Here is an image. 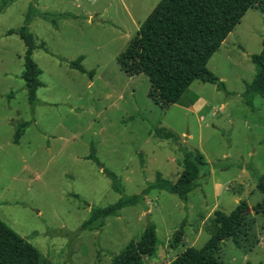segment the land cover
<instances>
[{
	"label": "rangeland",
	"instance_id": "374dc122",
	"mask_svg": "<svg viewBox=\"0 0 264 264\" xmlns=\"http://www.w3.org/2000/svg\"><path fill=\"white\" fill-rule=\"evenodd\" d=\"M159 1L0 0V218L40 250L41 264H110L149 223L158 243L144 260L164 264L207 242L215 209L235 208L233 190L252 205L262 201L264 97L250 100L245 91L258 72L252 54L263 49L264 13L248 10L209 60L226 90L195 80L163 109L149 96L148 76L128 75L118 61ZM24 26L48 48L33 54L44 82L34 106L22 77L26 43L8 33ZM81 56L93 75L70 67ZM194 94L201 106L189 103ZM25 121L31 123L17 143ZM180 146L200 150L209 162V175L187 201L152 188L103 228L81 229L92 208L141 193L158 173L175 181L184 169ZM242 166L249 170L244 176ZM248 220L240 245L222 242L218 257L225 264H264V213L250 210Z\"/></svg>",
	"mask_w": 264,
	"mask_h": 264
},
{
	"label": "trees",
	"instance_id": "16d2710c",
	"mask_svg": "<svg viewBox=\"0 0 264 264\" xmlns=\"http://www.w3.org/2000/svg\"><path fill=\"white\" fill-rule=\"evenodd\" d=\"M256 8L264 13V0H160L141 23L137 34L127 48L119 55V64L128 75L145 74L151 86L149 96L163 109L180 101L183 94L195 80L216 84L226 90L225 82L208 66L209 60L219 50L224 40L235 29L248 10ZM55 22V20H54ZM18 33L26 43L24 70L28 100L32 106L37 103V91L44 86L42 70L33 58L38 47L48 50L44 42L38 44L35 35L24 26ZM83 57L69 61V65L83 73L93 75L82 64ZM258 67L253 81L247 83L245 96L253 100L255 94L264 97V40L260 53L252 54ZM31 122H21L17 126L15 141L20 142ZM168 137L174 134L167 133ZM184 151V169L175 181L157 174L156 182L141 193L121 198L106 207L92 208L90 217L81 229H101L111 215H119L126 206L142 201L152 188H159L177 194L187 201L189 193L199 185V180L209 175V162L200 150L180 146ZM97 160V159H96ZM114 188L123 192L122 184L113 177ZM258 190L262 201L252 207L246 199L230 212L215 210L214 217L207 225L210 238L202 247L190 246L174 259L164 264H225L218 252L224 240L232 239L237 245L248 234L251 223L249 211L264 213V173L258 177ZM184 227L175 232V246L184 236ZM158 243L157 227L147 224L138 240L130 241L110 264H147L144 256L153 254ZM40 250L28 239L20 235L0 218V264H41ZM251 264V263H248ZM262 264V263H259Z\"/></svg>",
	"mask_w": 264,
	"mask_h": 264
},
{
	"label": "crops",
	"instance_id": "0c3cea01",
	"mask_svg": "<svg viewBox=\"0 0 264 264\" xmlns=\"http://www.w3.org/2000/svg\"><path fill=\"white\" fill-rule=\"evenodd\" d=\"M149 15V14H148ZM89 21H90V19H89ZM138 29H139V26L137 27ZM193 100H189V103L192 105V107H196V106H201L203 103H204V100L202 99V98H200L199 97V95L198 94H194L193 95ZM181 98H183V97H181ZM181 100V99H180ZM183 104H184V106L185 107H188V108H190L191 106H187V104H186V101L185 102H183ZM193 105H195V106H193ZM217 113H216V111H214V113H213V115L215 116ZM204 118V116L203 115H200V119H203ZM194 150V149H193ZM223 170H225V171H227L228 170V168L227 169H223ZM244 173H249V170H247L246 168H244L243 166H242V174H241V176H244L243 174ZM230 188V187H229ZM231 189V188H230ZM233 196H234V203L236 204V206L239 204V202H240V200H242L243 199V194H240V193H238L237 191H235V190H233ZM249 202V201H248ZM249 204H251V203H249ZM235 206V207H236ZM251 207L253 206L252 204L250 205ZM216 210V209H215ZM214 212V211H213Z\"/></svg>",
	"mask_w": 264,
	"mask_h": 264
}]
</instances>
